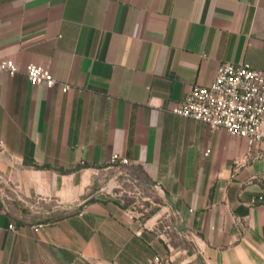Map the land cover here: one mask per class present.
Returning <instances> with one entry per match:
<instances>
[{
  "label": "crops",
  "instance_id": "crops-1",
  "mask_svg": "<svg viewBox=\"0 0 264 264\" xmlns=\"http://www.w3.org/2000/svg\"><path fill=\"white\" fill-rule=\"evenodd\" d=\"M0 59V264H264V145L175 111L264 72V0H0Z\"/></svg>",
  "mask_w": 264,
  "mask_h": 264
},
{
  "label": "built area",
  "instance_id": "built-area-1",
  "mask_svg": "<svg viewBox=\"0 0 264 264\" xmlns=\"http://www.w3.org/2000/svg\"><path fill=\"white\" fill-rule=\"evenodd\" d=\"M18 70L15 61L0 59V72L15 74ZM26 74L32 84H45L48 87L59 84L64 92L70 89L69 84L59 82L52 71L41 64H28ZM175 111L213 129L224 128L230 135L245 139L248 153L251 154L256 147L264 145V72L247 62L224 61L214 81L210 85L194 86ZM110 162L112 165L130 163L127 157L120 154H114ZM109 183L107 188L110 187ZM44 226L42 223L35 224L33 229L40 231ZM9 227L16 229L12 223ZM154 260L158 264H170L159 256Z\"/></svg>",
  "mask_w": 264,
  "mask_h": 264
},
{
  "label": "rangeland",
  "instance_id": "rangeland-1",
  "mask_svg": "<svg viewBox=\"0 0 264 264\" xmlns=\"http://www.w3.org/2000/svg\"><path fill=\"white\" fill-rule=\"evenodd\" d=\"M123 195H125L126 200H128L127 194L125 193ZM54 204L55 203L53 201H49V202L41 201L39 204H35L38 207L37 209L36 208H31L30 209L28 207H25V203L22 202L20 204H15L14 207H15V210H17V212H18V214L16 215L17 217H23V218L27 217V219L31 220V221H36V220L45 221V220H49V219L61 216L63 214V211L62 210H58V211L50 213V214H43V213L39 214V213H35L34 210L44 211V210L53 208Z\"/></svg>",
  "mask_w": 264,
  "mask_h": 264
}]
</instances>
